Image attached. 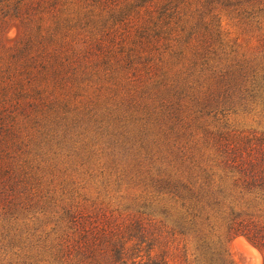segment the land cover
<instances>
[{
  "label": "trees",
  "instance_id": "obj_1",
  "mask_svg": "<svg viewBox=\"0 0 264 264\" xmlns=\"http://www.w3.org/2000/svg\"><path fill=\"white\" fill-rule=\"evenodd\" d=\"M6 18L21 38L0 51V264H168L151 221L82 194L96 177L211 231L217 206L264 209V131L211 127L264 116V0H0ZM226 221L264 256V221Z\"/></svg>",
  "mask_w": 264,
  "mask_h": 264
},
{
  "label": "rangeland",
  "instance_id": "obj_2",
  "mask_svg": "<svg viewBox=\"0 0 264 264\" xmlns=\"http://www.w3.org/2000/svg\"><path fill=\"white\" fill-rule=\"evenodd\" d=\"M222 15V30L227 38L238 39L245 50L252 52L256 43L249 39L243 27L232 18L231 14ZM20 38L21 29L18 20L6 18L0 21L1 52H9ZM211 127L213 130L219 129L220 132H224L225 136L229 134L230 139H237L239 135L260 138L264 131V116L253 112L230 114L224 121L212 122ZM219 134L214 135V138L217 139ZM101 181L98 177L88 181L81 190L82 194L99 207L120 210L135 216L141 215L146 221H151L152 228L157 229L154 234L158 233L161 236L155 241L152 255L162 253L168 264H264V256L260 249L243 234L233 238V232L228 231L226 223L227 219L235 216L248 221H264V209L258 210L252 206L247 208L244 204L245 200L244 203L239 204L241 206H236L234 214L228 208L225 210L227 203L224 208L217 206L209 210L216 222L215 230L211 231L203 221H197V224L190 223L187 215L171 206L166 197H155L141 185L123 184L121 188L116 185L107 187L106 183ZM226 192L227 197L229 193L232 195L230 190ZM221 198L222 196L218 200ZM205 214L206 212L203 215ZM242 237L257 248L260 259H256L252 254L250 257H244L241 247V250L235 248L234 243ZM237 246H240L239 243ZM142 253L145 254V251ZM144 259L147 260V257L144 256Z\"/></svg>",
  "mask_w": 264,
  "mask_h": 264
},
{
  "label": "bare ground",
  "instance_id": "obj_3",
  "mask_svg": "<svg viewBox=\"0 0 264 264\" xmlns=\"http://www.w3.org/2000/svg\"><path fill=\"white\" fill-rule=\"evenodd\" d=\"M238 240V239H237ZM236 240V245H240L242 251L244 252L245 256L244 257H250V254H252L256 259H260V253L257 250V248H255L254 246H252L246 239L239 238V241ZM254 258V259H255ZM246 259V258H245Z\"/></svg>",
  "mask_w": 264,
  "mask_h": 264
},
{
  "label": "water",
  "instance_id": "obj_4",
  "mask_svg": "<svg viewBox=\"0 0 264 264\" xmlns=\"http://www.w3.org/2000/svg\"><path fill=\"white\" fill-rule=\"evenodd\" d=\"M235 243H236V242H235ZM235 243H234L235 248L241 250V249H240V246H237Z\"/></svg>",
  "mask_w": 264,
  "mask_h": 264
}]
</instances>
